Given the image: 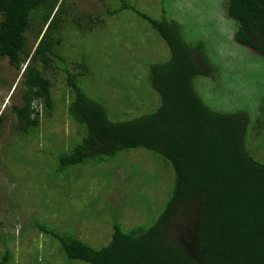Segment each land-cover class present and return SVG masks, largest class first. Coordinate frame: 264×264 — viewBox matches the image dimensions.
Returning a JSON list of instances; mask_svg holds the SVG:
<instances>
[{
	"label": "trees",
	"instance_id": "trees-1",
	"mask_svg": "<svg viewBox=\"0 0 264 264\" xmlns=\"http://www.w3.org/2000/svg\"><path fill=\"white\" fill-rule=\"evenodd\" d=\"M223 6L225 18L236 24L234 42L264 59V0H224ZM118 8H107L103 18L134 12L169 47V60L143 62L148 69L144 88L160 103L154 112L113 120L81 83L91 74L86 57L74 61L65 55L68 36L104 28L101 16L80 13L71 0H0V60L8 59L21 73L14 86V92L21 90V102L11 107V114L21 137H36L41 115L51 117L57 107L54 86L63 77L72 95L67 115L79 138H71L69 149L54 156V176L105 163L126 150H148L174 171L168 200L153 224L125 231L114 222L110 243L100 249L51 225L34 222L33 227L58 242L68 264H264V162L248 150L249 112L212 109L196 90L198 79L216 81L220 71L202 40L205 34L191 40L188 34L200 32L187 30L166 9L161 19H154L127 0ZM132 102L127 99V106ZM121 111L127 110H113ZM4 122L0 113V140ZM255 123L259 134L264 130V101ZM0 264H13L10 250Z\"/></svg>",
	"mask_w": 264,
	"mask_h": 264
},
{
	"label": "rangeland",
	"instance_id": "rangeland-1",
	"mask_svg": "<svg viewBox=\"0 0 264 264\" xmlns=\"http://www.w3.org/2000/svg\"><path fill=\"white\" fill-rule=\"evenodd\" d=\"M127 1L154 19H161L166 9L187 30L200 32L196 37L188 34L191 40L205 34L202 40L220 71L216 81L198 79L196 90L212 109L249 112L253 124L248 150L264 162V130L257 134L255 123L264 101V59L234 42L236 24L225 18L224 0H165L164 5L163 0ZM71 2L80 13L103 18L107 8L119 9L121 0ZM103 19L104 28L86 34L73 31L63 47L65 55L74 61L86 57L91 74L81 83L92 99L109 109L113 120L154 112L160 103L144 88L148 69L143 62L153 65L169 60V47L134 12ZM194 21L202 23L193 25ZM29 49L34 51L35 46L31 43ZM20 74L8 59L0 60V113L5 115L0 140V259L10 250L13 264H68L58 242L34 228V222L51 225L60 233L71 232L98 249L110 243L114 222L125 231L155 223L175 178L172 167L165 169L167 161L152 151L126 150L105 163L71 168L55 177L54 156L69 149L71 138H79L76 124L67 115L71 91L61 77L54 86L57 107L52 116L41 115L36 137L24 138L17 133L11 114V107L21 102V90L14 92ZM127 99L133 101L131 105L127 106ZM123 106L129 114H115Z\"/></svg>",
	"mask_w": 264,
	"mask_h": 264
}]
</instances>
